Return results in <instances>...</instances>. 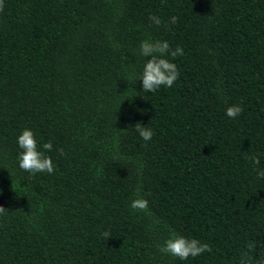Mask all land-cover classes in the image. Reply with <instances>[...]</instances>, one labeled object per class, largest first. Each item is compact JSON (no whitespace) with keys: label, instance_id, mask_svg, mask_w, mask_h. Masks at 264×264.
<instances>
[{"label":"trees","instance_id":"obj_1","mask_svg":"<svg viewBox=\"0 0 264 264\" xmlns=\"http://www.w3.org/2000/svg\"><path fill=\"white\" fill-rule=\"evenodd\" d=\"M4 4L0 264H240L253 242L251 264H264V178L250 158L264 168V0ZM149 36L184 52L175 84L152 93L131 82ZM234 104L244 111L229 118ZM25 128L51 141L53 174L19 168ZM138 197L150 214L130 207ZM172 231L211 253H160Z\"/></svg>","mask_w":264,"mask_h":264},{"label":"clouds","instance_id":"obj_2","mask_svg":"<svg viewBox=\"0 0 264 264\" xmlns=\"http://www.w3.org/2000/svg\"><path fill=\"white\" fill-rule=\"evenodd\" d=\"M5 7L4 0H0V11ZM150 21L155 25L161 24V18L152 15ZM177 17L172 16L170 23H177ZM184 54L183 48L177 46L172 49L165 40L153 39L151 36L141 41L139 45V55L144 58L143 70L139 79H133L142 82V90L145 92H156L162 86L171 88L179 77V69L172 62L175 58ZM150 57V59H145ZM131 90V89H130ZM244 109L239 104H234L226 109V115L229 118H236L242 114ZM135 129L144 141H149L155 135L154 131L140 123H136ZM21 151L18 153V166L20 169L35 175L37 173L46 172L53 174L55 165L52 158L47 152L52 150L51 141L38 145L37 138L31 129L25 128L17 137L16 141ZM60 155H64V150L58 149ZM254 165V169L258 177L264 178V168L259 167L261 161L258 156L250 157ZM130 207L136 211L149 212L148 201L143 197L132 200ZM9 212L8 209L0 206V216H5ZM150 214V212H149ZM105 238H111L109 232L102 233ZM256 243H248L247 252L242 253L240 264H251L256 252ZM212 248L206 242H202L196 238H188L172 231L170 236L159 246V252L165 255L178 257L180 260H186L189 257L195 258L203 253H211ZM253 254V255H249Z\"/></svg>","mask_w":264,"mask_h":264}]
</instances>
